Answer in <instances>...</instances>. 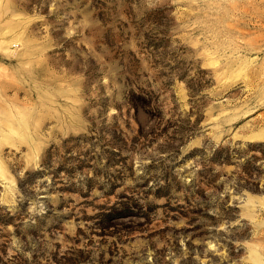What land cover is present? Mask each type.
Here are the masks:
<instances>
[{
  "label": "rangeland",
  "instance_id": "374dc122",
  "mask_svg": "<svg viewBox=\"0 0 264 264\" xmlns=\"http://www.w3.org/2000/svg\"><path fill=\"white\" fill-rule=\"evenodd\" d=\"M8 213L0 264H264V0H0Z\"/></svg>",
  "mask_w": 264,
  "mask_h": 264
},
{
  "label": "trees",
  "instance_id": "16d2710c",
  "mask_svg": "<svg viewBox=\"0 0 264 264\" xmlns=\"http://www.w3.org/2000/svg\"><path fill=\"white\" fill-rule=\"evenodd\" d=\"M18 216L10 215V213L4 214V215L0 214V225H1L0 233L2 234V237H5V236L10 237L9 234L5 233L4 231L11 224L14 225V228H15L14 234L16 236H19L21 240H27L29 237L33 238L38 233H41L40 225L45 222V218L39 220V222H37L35 226H32L27 223L25 224L23 220L19 222H15ZM3 246L4 247L0 248V261L3 259L1 253L2 254L6 253V249H5L6 245L4 243H3ZM25 248H28V247H25Z\"/></svg>",
  "mask_w": 264,
  "mask_h": 264
}]
</instances>
